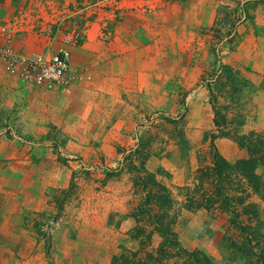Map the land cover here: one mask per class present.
Here are the masks:
<instances>
[{
  "label": "rangeland",
  "instance_id": "rangeland-1",
  "mask_svg": "<svg viewBox=\"0 0 264 264\" xmlns=\"http://www.w3.org/2000/svg\"><path fill=\"white\" fill-rule=\"evenodd\" d=\"M55 2L0 0V48H68L82 82L0 109L44 202L31 264H264V166L235 141L264 131V0Z\"/></svg>",
  "mask_w": 264,
  "mask_h": 264
},
{
  "label": "crops",
  "instance_id": "crops-1",
  "mask_svg": "<svg viewBox=\"0 0 264 264\" xmlns=\"http://www.w3.org/2000/svg\"><path fill=\"white\" fill-rule=\"evenodd\" d=\"M40 1L42 5L38 10L42 21L53 19L57 2ZM28 44V38L22 32L14 34L12 47L26 53L29 50ZM69 68L71 73L76 66L71 63ZM18 72L19 70H7L0 61V109H6L7 113L25 116L28 98L35 102L45 98L52 103L59 102L61 94L82 83L73 79L67 87L45 90L40 85H27ZM83 82L93 83L89 80ZM23 142L21 139L0 136V264H31L30 260L37 257L29 228L37 212L44 209V202L36 191L35 182L28 180L29 156ZM31 172H34V168Z\"/></svg>",
  "mask_w": 264,
  "mask_h": 264
},
{
  "label": "built area",
  "instance_id": "built-area-1",
  "mask_svg": "<svg viewBox=\"0 0 264 264\" xmlns=\"http://www.w3.org/2000/svg\"><path fill=\"white\" fill-rule=\"evenodd\" d=\"M70 56V50L64 47L48 55L33 57L13 52L9 47L0 48V59L5 61L8 70H19L18 74L24 82L47 88L71 84L74 78L69 68Z\"/></svg>",
  "mask_w": 264,
  "mask_h": 264
},
{
  "label": "trees",
  "instance_id": "trees-1",
  "mask_svg": "<svg viewBox=\"0 0 264 264\" xmlns=\"http://www.w3.org/2000/svg\"><path fill=\"white\" fill-rule=\"evenodd\" d=\"M235 141L248 152V158L237 168L243 173L253 175L258 165L264 166V131H251L247 135L235 137Z\"/></svg>",
  "mask_w": 264,
  "mask_h": 264
}]
</instances>
